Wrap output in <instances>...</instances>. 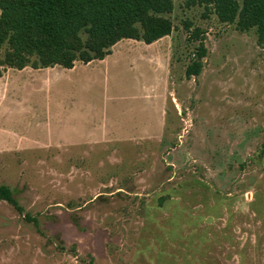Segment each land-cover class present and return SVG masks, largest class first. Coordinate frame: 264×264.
<instances>
[{"label": "rangeland", "instance_id": "rangeland-1", "mask_svg": "<svg viewBox=\"0 0 264 264\" xmlns=\"http://www.w3.org/2000/svg\"><path fill=\"white\" fill-rule=\"evenodd\" d=\"M169 16L153 48L125 40L59 65L51 88L28 72L0 81V149L89 133L73 117L90 113L148 127L110 144V163L101 146L0 152L24 209L0 199V264H264V44L210 5L174 0Z\"/></svg>", "mask_w": 264, "mask_h": 264}, {"label": "trees", "instance_id": "trees-1", "mask_svg": "<svg viewBox=\"0 0 264 264\" xmlns=\"http://www.w3.org/2000/svg\"><path fill=\"white\" fill-rule=\"evenodd\" d=\"M188 4L212 6L221 22L235 23L241 31L255 29L264 44V0ZM173 7L174 0H0V77L7 68H72L77 61L103 59L125 38L157 41L172 32ZM198 51V58L205 54L203 46ZM201 68L200 61H194L187 75H198ZM0 199L24 211L6 184H0ZM24 216L38 223L29 213Z\"/></svg>", "mask_w": 264, "mask_h": 264}, {"label": "crops", "instance_id": "crops-1", "mask_svg": "<svg viewBox=\"0 0 264 264\" xmlns=\"http://www.w3.org/2000/svg\"><path fill=\"white\" fill-rule=\"evenodd\" d=\"M163 38H165V37H163ZM163 38H161L157 41H154L152 43H146L142 40H136V39H132V38H125V39L120 40L119 42H117L113 46L112 52L110 54H112L114 52V49L117 48L121 43L125 42V40L128 42L136 41V42H138L137 44H140L141 46H143V48H145L147 50V49L153 48L152 47V46H154L153 44H155L156 42H159ZM137 44L135 46H137ZM130 45H131V43H130ZM131 46H133V45H131ZM110 54H108V55H110ZM106 57L103 59H97V60H105ZM93 61H90L88 63H92ZM88 63H84V64H88ZM75 66H76V64L72 68H74ZM58 67H59V65L43 67V68H33L31 66H26L22 69L7 68L6 71H4L3 75L0 77V81L3 80L6 83L8 78H10V75L12 72H17V73L28 72L33 77L36 75H41L42 79H40L39 81H41V83L44 82L45 85L47 86V89H48V88L52 87V81H53L51 76H48V74H51L52 70L55 68H58ZM72 68H68V69H72ZM164 84H166V83H164ZM163 99L165 100L164 94H163ZM164 102H163V105H164ZM163 113H164V107H163ZM68 117L69 116H67V119H69ZM36 119L37 120H45L47 122V126H48V122L51 120V118L48 114H47V116H45V118H44V116L37 117V115H35V117H32L30 119L32 121L31 124H34V122H36ZM70 119H71V117H70ZM74 119H78V123H81V122L85 121L86 119L87 120L90 119L92 131L89 133H87V130L76 131L75 133L72 134V136L67 137L66 139H64V141L58 142L56 144L51 142V143H45V144L41 145L39 142H35L36 145L30 146L28 148H24L18 144H16V145L12 144V146H6L5 148L0 149V152L3 151V153H6V152L17 153L20 150H27V149L29 150L30 149L33 152L37 151V152L42 153V151L61 149V150L66 152V155L68 158L67 160H69V158L74 156L75 150H80V152H77L78 156L79 155L87 156V153H85L86 150H84L86 148H82L83 146L84 147L101 146L100 149L105 148V149L109 150V151L104 153V157L107 159V162L110 163V161H111L110 151L112 150L110 144H113L114 141H117L118 139H121V138L124 140L133 139L134 137L130 136V133H132V132L142 133L143 131H146L148 129L147 125L139 124L136 120H133L132 117H128L127 120L123 119V122H121L120 120H117V121L114 120L109 115H107V113L106 114L103 113L102 115H98V117H96L95 115L93 117L92 113H90L87 117H85V116H81L78 118L73 117V120ZM115 123H118V124H115ZM146 133H148V132H146ZM118 135H120V136H118ZM40 159H42V154L38 155L37 161H39ZM78 169L80 172L82 171V169L80 167ZM68 175H70V172H68ZM6 185H8V184H6ZM10 188L12 189V187H10Z\"/></svg>", "mask_w": 264, "mask_h": 264}]
</instances>
